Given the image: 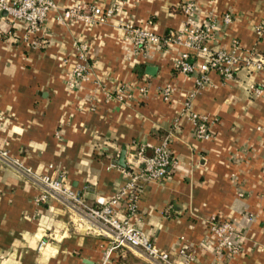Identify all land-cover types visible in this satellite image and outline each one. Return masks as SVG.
<instances>
[{"label":"crops","instance_id":"obj_1","mask_svg":"<svg viewBox=\"0 0 264 264\" xmlns=\"http://www.w3.org/2000/svg\"><path fill=\"white\" fill-rule=\"evenodd\" d=\"M52 1L100 8L119 2ZM185 2L194 4V25L208 14L232 15L229 24L218 23L210 47L227 50L236 38L241 53L251 51L264 62V41L253 32L264 20V0H125L94 25L60 23L49 11L36 46L32 36L24 38L23 23L0 13V146L37 172L61 175L65 186L97 204L129 181L124 171L140 169L151 152L144 147L137 154L140 146L166 138L170 170L161 180L136 183L130 220L173 259L184 245L198 264H264V92L253 95L249 88L264 81V70L241 66L224 83L209 72L208 84L195 91L192 77L173 68L180 47L156 44L141 53L123 37L126 23L158 35L177 29ZM74 41L87 46L89 77L69 86ZM123 83L130 96L107 97ZM164 85L171 88L167 100L158 93ZM138 86L146 88L145 97ZM191 112L205 116L208 138L194 136ZM39 193L27 176L0 162V264H99L107 238L55 200L36 203ZM211 215L243 234L238 253H214L206 222ZM109 264L157 263L120 247Z\"/></svg>","mask_w":264,"mask_h":264},{"label":"built area","instance_id":"obj_2","mask_svg":"<svg viewBox=\"0 0 264 264\" xmlns=\"http://www.w3.org/2000/svg\"><path fill=\"white\" fill-rule=\"evenodd\" d=\"M124 1L119 0V2H113L100 8L82 1L58 7L52 0H0V13L12 23H23L24 38L32 36L34 39L32 45L36 46L39 44L37 33L42 31L49 11H53L54 19L60 23L72 19L86 25H94L117 13ZM180 10L183 14L181 26L175 30L167 31L164 35H158L141 26L124 24L122 27L123 37L129 42L130 49L142 53L149 46L156 44L180 47L181 50L173 61V68L185 76L192 77L195 91L208 84L209 72H215L220 81L224 83L232 80L235 70L241 66L247 70H264V62L259 56L251 51L241 53L242 50L236 38L230 39L227 50L212 48L208 45V42L215 36V28L218 23L226 25L232 21V15L229 12L220 15L208 14L202 24L194 25L192 24L194 4L185 2L181 5ZM253 32L258 39L264 41V20L253 27ZM73 46L77 62L72 66L67 78L69 86L79 85L89 77V65L85 60L86 44L74 41ZM198 58H200L199 61ZM249 88L253 95H260L264 92V81L250 85ZM130 89L128 84L123 83L107 97L120 100L123 95H131ZM136 90L141 97L146 96L144 86H138ZM195 91L191 92L189 96L191 97ZM170 92L169 85L158 89L159 95L164 100L169 98ZM188 118L196 138L206 139L209 137L205 116L191 112ZM144 147H149L151 152L150 155L143 157L140 169L134 172L124 171L129 175V181L106 200L97 202V204H88L78 191L65 186L61 175L50 176L37 172L23 165L17 157L10 156L8 151L1 146L0 162L27 176L40 187V193L34 199L36 203L55 200L69 210L77 212L95 231L92 233L107 238L108 246L103 251L99 264H109L111 251L120 247L138 250L145 258L157 264H198L193 253L184 245L178 248L177 259L171 258L165 250L158 249L130 220V216L136 209L139 195V187L136 183L141 178L148 181L161 180L168 174L173 163L166 138L160 140L156 145L140 146L137 154H140ZM48 168H51L50 164ZM121 202H123V207L120 208L118 204ZM206 222L209 232L214 237V253L223 252L227 256H232L240 251V244L244 236L235 230L232 222L219 220L212 215ZM41 245L42 242L38 247Z\"/></svg>","mask_w":264,"mask_h":264},{"label":"water","instance_id":"obj_3","mask_svg":"<svg viewBox=\"0 0 264 264\" xmlns=\"http://www.w3.org/2000/svg\"><path fill=\"white\" fill-rule=\"evenodd\" d=\"M120 162H122V157H120Z\"/></svg>","mask_w":264,"mask_h":264}]
</instances>
